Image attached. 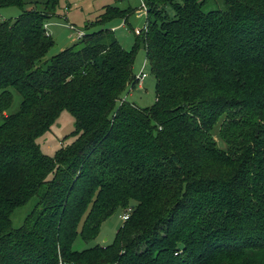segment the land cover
<instances>
[{"label": "trees", "instance_id": "16d2710c", "mask_svg": "<svg viewBox=\"0 0 264 264\" xmlns=\"http://www.w3.org/2000/svg\"><path fill=\"white\" fill-rule=\"evenodd\" d=\"M172 1L144 0L130 50L101 28L41 63L59 0H0L22 10L0 16V264H264V0H180L166 18ZM127 14L108 6L99 21ZM138 48L155 101L116 105ZM63 109L73 140L48 156L37 139ZM118 209L111 243L72 249Z\"/></svg>", "mask_w": 264, "mask_h": 264}, {"label": "rangeland", "instance_id": "374dc122", "mask_svg": "<svg viewBox=\"0 0 264 264\" xmlns=\"http://www.w3.org/2000/svg\"><path fill=\"white\" fill-rule=\"evenodd\" d=\"M24 10L44 8L46 0H23ZM144 0H59L54 16L50 17L45 23L46 32L53 40V45L45 54L41 63L49 59L52 55L58 53L67 46L76 43L79 39L77 31H83L85 34L92 33L101 28L113 30L120 46L125 50H130L134 46V33L141 31L147 20V9L141 7ZM175 3L180 0H174L164 6L166 18H173L175 15ZM214 7H223V0L212 2ZM117 7L120 11H128L127 18L124 16L114 17L108 21H99L102 13L107 7ZM21 9L17 6L0 7V16L2 19L14 20L20 13ZM72 26V28H70ZM132 72L138 76L145 72L146 77L142 82L135 81L130 87H127L121 98H125L129 103L143 108L151 106L155 101V77L150 71L143 48L136 50ZM13 100L11 106L5 113H14L19 109L21 95L18 90L10 88ZM120 102L117 101L116 105ZM74 129V118L66 110L59 112L49 131L38 137L37 143L40 150L48 155L53 156L62 146L71 143L73 137L69 136ZM213 138L218 142L220 147H224L217 133V127L213 130ZM37 202L35 196L31 197L25 204L15 208L11 214L12 227L17 228L24 223L25 217L31 212ZM124 211L116 210L106 218L100 226L98 235L90 240H85L80 233L77 234L73 243V250L89 249L98 245L111 243L123 224L121 215ZM84 217L79 223V230L83 224Z\"/></svg>", "mask_w": 264, "mask_h": 264}, {"label": "built area", "instance_id": "2783aa9c", "mask_svg": "<svg viewBox=\"0 0 264 264\" xmlns=\"http://www.w3.org/2000/svg\"><path fill=\"white\" fill-rule=\"evenodd\" d=\"M141 7L146 9V5H145V3L143 1H142V4H141ZM70 28H72V26H70ZM83 35H84L83 31H77V36L79 38L82 37ZM145 77H146L145 72H142L138 76H135V80L138 81V82H142ZM131 86L132 85H128V87H130V88H131ZM123 101H125V98H120L119 99L120 103L123 102ZM121 218H122L123 221H125L128 218V213L127 212L123 213L121 215ZM58 264H63V262L61 260H59Z\"/></svg>", "mask_w": 264, "mask_h": 264}, {"label": "crops", "instance_id": "0c3cea01", "mask_svg": "<svg viewBox=\"0 0 264 264\" xmlns=\"http://www.w3.org/2000/svg\"><path fill=\"white\" fill-rule=\"evenodd\" d=\"M47 31V30H46Z\"/></svg>", "mask_w": 264, "mask_h": 264}]
</instances>
